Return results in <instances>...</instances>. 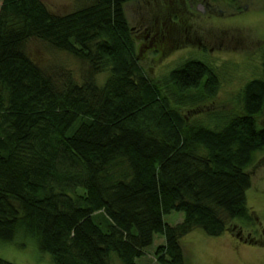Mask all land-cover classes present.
Listing matches in <instances>:
<instances>
[{
    "label": "trees",
    "instance_id": "obj_1",
    "mask_svg": "<svg viewBox=\"0 0 264 264\" xmlns=\"http://www.w3.org/2000/svg\"><path fill=\"white\" fill-rule=\"evenodd\" d=\"M129 1L64 15L43 0L0 5V241L31 237L55 264H110L112 253L122 264H186L181 240L193 230L220 236L232 220L254 221L248 168L264 150V50L240 110L218 127L193 122L184 109L217 93L218 72L192 58L152 79ZM31 39L88 62V83L60 89L26 50ZM174 212L184 218L170 224ZM158 234L156 263H139Z\"/></svg>",
    "mask_w": 264,
    "mask_h": 264
},
{
    "label": "rangeland",
    "instance_id": "obj_2",
    "mask_svg": "<svg viewBox=\"0 0 264 264\" xmlns=\"http://www.w3.org/2000/svg\"><path fill=\"white\" fill-rule=\"evenodd\" d=\"M43 1L58 15L92 2ZM237 5L242 12L228 0H131L125 4L126 17L140 47V63L152 79L163 81L172 70L192 58L210 62L218 72L217 93L192 105L187 103L184 111L193 122L218 127L224 116L240 110L245 84L262 75L264 0H238ZM26 50L51 73L60 89L88 83L89 63L75 55L39 39L29 40ZM109 74H97L94 83L104 88ZM191 93L200 95L199 90ZM259 121L264 124V113ZM248 172L252 185L247 191V201L254 221L232 220V228L220 236L193 230L181 240L186 264H264V150L256 153ZM183 218L182 212L166 216L170 224ZM163 240L164 237L156 235L153 245L146 249V257L137 261L156 263V247ZM0 256L17 264H55L51 255L40 252L35 240L23 235L12 242L0 241ZM110 264H122L116 253H112Z\"/></svg>",
    "mask_w": 264,
    "mask_h": 264
}]
</instances>
